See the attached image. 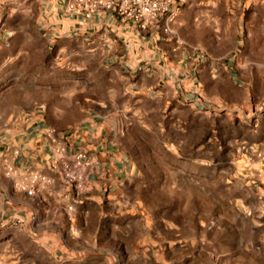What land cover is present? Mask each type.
<instances>
[{
  "label": "crops",
  "instance_id": "obj_1",
  "mask_svg": "<svg viewBox=\"0 0 264 264\" xmlns=\"http://www.w3.org/2000/svg\"><path fill=\"white\" fill-rule=\"evenodd\" d=\"M68 1L0 0V80L21 81L0 99V264H114L93 240L112 209L124 214L138 177L121 143L130 110L187 98L200 108L210 87L225 81L238 88L231 52L207 59L195 52L242 42L206 27L211 13L222 22L215 9L183 10L165 33L163 25L140 31L110 12L69 17L63 14ZM220 97L208 102H224ZM50 130L69 137V157L86 152L93 159L79 198L51 167ZM7 165L21 170V187L6 176ZM30 172L52 178L53 186L29 196L23 187Z\"/></svg>",
  "mask_w": 264,
  "mask_h": 264
},
{
  "label": "rangeland",
  "instance_id": "obj_2",
  "mask_svg": "<svg viewBox=\"0 0 264 264\" xmlns=\"http://www.w3.org/2000/svg\"><path fill=\"white\" fill-rule=\"evenodd\" d=\"M180 4V14L215 9L222 22L211 13L206 27L242 37L238 47L195 50L231 52L238 88L210 87L200 108L187 98L130 110L121 143L138 177L124 214L111 210L93 246L114 264H264V0ZM15 83L0 80V99ZM219 94L224 102H208Z\"/></svg>",
  "mask_w": 264,
  "mask_h": 264
},
{
  "label": "built area",
  "instance_id": "obj_3",
  "mask_svg": "<svg viewBox=\"0 0 264 264\" xmlns=\"http://www.w3.org/2000/svg\"><path fill=\"white\" fill-rule=\"evenodd\" d=\"M181 0H70L63 9L66 16H82L89 20L100 13H113L123 22H133L140 31H148L151 27H164L170 33L172 25L180 14ZM0 22V30H1ZM55 161L51 167L58 170L64 183L71 187L77 198L87 191L88 174L94 166L92 157L86 152H78L68 156V136H58L54 131L48 132ZM59 163V165H58ZM6 176L18 182L21 170L13 165L6 166ZM28 183L23 189L29 196L51 188L54 180L42 173L30 172L25 176ZM73 211V207H68ZM22 221L17 222L21 225Z\"/></svg>",
  "mask_w": 264,
  "mask_h": 264
}]
</instances>
